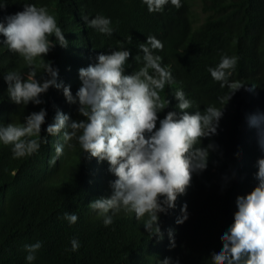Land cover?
<instances>
[{
    "label": "trees",
    "instance_id": "trees-1",
    "mask_svg": "<svg viewBox=\"0 0 264 264\" xmlns=\"http://www.w3.org/2000/svg\"><path fill=\"white\" fill-rule=\"evenodd\" d=\"M25 3L46 6L64 32L67 48L56 44L44 59L59 69L58 81L70 85L73 95L81 83L78 70L95 63L98 53L122 45L132 53L126 74L138 70L142 64L134 62V57L149 35L163 43V50L155 54L162 57V66L170 68L176 82L161 93L171 100L161 118L176 110L178 102L172 93L177 88L193 101L190 112L223 106L220 98L229 89L221 88L207 71L222 55L238 58L231 80L255 87L252 92L241 88L225 105L217 134L202 142L215 145L208 167L193 174L191 186L178 197L175 209L160 215L163 239H159L150 237L134 214L121 211L105 227L103 219L89 209L90 202L111 194L109 182L115 177L106 161L88 159L72 141L75 147L65 144L57 163L49 165L60 135L48 136L46 127L57 109L72 119L83 117L77 105L68 104L62 90L55 87L42 96L45 103L41 105L11 102L3 74L19 71L26 75L28 69L0 43V123H21L31 112L44 108L42 135L48 139L35 154L20 159H13L10 147L0 144V264H159L165 257L179 264H209V254L221 249L220 236L233 222L237 197L257 184V159L264 157L256 129L246 119L264 113V0H201L206 14L199 23L190 17L189 0H181L180 9L169 3L158 13L149 12L142 0H0V21L6 23V17L23 10ZM82 13L90 19L96 15L110 18L113 34L86 27ZM41 74L38 70V78ZM185 202L188 219L176 224ZM66 212L78 216L75 224L64 219ZM169 229L174 230L175 248L169 247ZM72 238L80 243L78 251L70 250ZM37 241L42 247L36 259L28 262L24 246Z\"/></svg>",
    "mask_w": 264,
    "mask_h": 264
},
{
    "label": "clouds",
    "instance_id": "clouds-1",
    "mask_svg": "<svg viewBox=\"0 0 264 264\" xmlns=\"http://www.w3.org/2000/svg\"><path fill=\"white\" fill-rule=\"evenodd\" d=\"M149 12H162L169 3L176 9L181 0H142ZM86 27L104 35L114 32L112 21L103 15L94 18L81 14ZM0 35L10 52L17 54L27 67V74L9 71L3 74L11 102L19 106L45 103L42 96L50 87L62 90L70 105H77V113L83 119H72L70 114L57 109L53 121L47 124L48 136L60 135L55 144V155L49 160L53 166L64 153L65 144L71 149L75 141L82 154L98 163L107 162L108 172L115 178L109 182L111 194L102 196L88 205L103 219L105 227L113 223V215L123 211L134 214L143 223L148 235L163 239L160 215L175 209L179 196L186 194L192 184L193 174H200L208 167L210 150L215 145H203L205 138L217 134L223 109L235 92L241 88L254 91L238 80H231L238 62L237 57L222 55L215 67H209L213 81L228 94L220 98L222 107L206 106L203 111L193 108V101L186 98L182 89L172 93L176 110L165 112L171 104L168 96H162L166 86L176 82L169 67L162 66L163 43L155 36H147L139 45L134 62L142 64L138 70L126 74L130 50L121 47L109 53H98L96 62L78 70L80 86L75 95L70 85L58 81L59 69L44 58L56 44L67 48L66 39L57 19L46 6L25 3L23 10L0 21ZM55 37V40L52 39ZM130 39L128 42L130 43ZM139 53H142L141 56ZM38 70L42 74L37 75ZM47 111L41 108L31 112L21 123H0V144L10 147L13 159L30 157L47 144L42 135ZM250 128L256 129L257 142L264 151V113L247 116ZM257 184L236 199L237 210L233 222L220 236L222 247L209 254V264H264V157L257 159ZM175 220L183 224L188 219L187 203ZM69 224H75L78 216L64 213ZM170 248H175L174 230H168ZM42 247L37 241L24 246L26 260L32 262ZM80 243L71 240V251H78ZM67 251V249H66ZM159 264H179L165 257Z\"/></svg>",
    "mask_w": 264,
    "mask_h": 264
},
{
    "label": "rangeland",
    "instance_id": "rangeland-1",
    "mask_svg": "<svg viewBox=\"0 0 264 264\" xmlns=\"http://www.w3.org/2000/svg\"><path fill=\"white\" fill-rule=\"evenodd\" d=\"M189 2L191 11L190 17L194 23H199L206 14V12L200 8L201 0H189Z\"/></svg>",
    "mask_w": 264,
    "mask_h": 264
}]
</instances>
